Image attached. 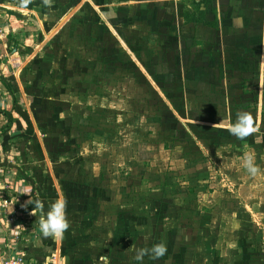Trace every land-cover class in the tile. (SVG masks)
<instances>
[{"label":"crops","instance_id":"crops-1","mask_svg":"<svg viewBox=\"0 0 264 264\" xmlns=\"http://www.w3.org/2000/svg\"><path fill=\"white\" fill-rule=\"evenodd\" d=\"M78 1L79 6L81 3L85 4L87 0ZM142 1L171 4L169 0ZM171 1L177 6L181 0ZM59 2L66 3V0H47V3L45 0H0V19L2 26L6 27L0 34V87L1 80L9 82L13 80L12 89L17 91L16 97L12 92L9 94L4 86L3 91L0 89V175H3L0 177V258L23 255L24 264H140L135 260L137 248H151L154 244L164 243L168 249L166 255L159 260H153L146 255L143 264H264V184H262L264 159L262 154L255 153L254 162H258V158H262V162L258 163V174L250 175L243 167L242 157L245 153L251 152L244 153L240 150L249 136L238 141L230 134L229 129L235 123L231 117V102L236 97L232 95L229 87L235 79H232L230 74V68L233 66L228 60L224 61L226 65L224 64L220 69H214L216 70L214 75H210L207 69L208 76L202 79L194 76L189 79L188 72L183 70L185 68L183 62L178 61L177 57L176 64L175 60L169 59L170 62H166L164 67H180V72L175 69L170 70L179 74L180 77L170 72L160 73L164 76L168 75V82L172 81L171 83L177 85L176 87L187 82L192 84V87L189 90L185 89L184 93L181 90L177 91L183 94L184 98L186 91L187 98L188 95L192 98V94L195 93V96L208 94L210 100L226 101V105L214 106L215 111L212 116L219 120V124L213 123L210 127L217 136L218 133H223V140L220 141L226 142L228 146L236 144L239 148L238 151L235 150L237 156L233 157V163L223 174V180L226 182L220 193L222 202L215 201L213 198L209 205L212 209L208 210V216L200 223L198 219H183L181 212L188 210L178 204L159 203L154 208L149 205L150 208H143V211L135 216L134 211L129 210V205H134L132 202L134 199H127L128 196H126V200H122V196L119 197L116 192L119 189L114 187L113 183L104 182L109 177L104 179L95 174H88L89 179L100 180L99 183L90 184L85 181L88 179L87 175L66 173L64 157L57 161L53 159L51 162L45 161L47 164L49 162L55 164L56 176L64 177V182L62 180L61 186L58 183L59 187L56 189L53 176L52 179L44 181L43 177L49 168L48 171L45 169L42 171L43 168L40 170L38 166L34 167L35 159L30 166L25 156L21 157L20 152L15 153L19 145H22L24 149L27 145L36 147L34 132H47L53 142L57 137H62L64 143L66 141L65 130L60 129L62 127L58 126L56 117L46 114L44 109H41V104H38L46 94L48 99L62 100L64 107L66 104L64 93L62 96H57L59 99L52 98L49 95L50 90L43 89V85L36 80L38 73L50 75L49 71L52 68L49 62L56 58L55 53L60 49L62 54H58L55 65L57 69L65 70L66 22L62 24V21L66 17L64 18V15L60 18L61 11L55 6V4L59 5ZM100 2L107 3L106 0L105 2L100 0ZM209 2L212 4H208V10L212 6L213 12L217 11L210 13V17L207 14L208 17L206 15L203 19L209 22L218 18L219 28L211 29V31L214 35L217 34L219 40L217 44H212V47L219 50L222 58L226 59L225 51H228L232 45L238 47L241 55L244 54L247 58L254 53H259L258 55L262 57L264 55V0H238L237 7L234 5V0ZM238 7L242 14L238 13ZM96 8L100 7L96 5ZM231 8H234L233 13ZM162 10L158 9V11ZM173 12L175 11L157 13L159 35L168 32L169 27L176 31V26L178 32H182L181 27H184L182 12L176 15L179 20L176 21V26H169L168 17H172ZM97 14L99 18L95 19L102 22V14L100 12ZM118 20L117 16L108 20L112 34L116 32L113 27L117 25ZM231 20L236 22L232 28ZM56 23L58 27L52 29L51 25ZM175 31L172 32L176 34ZM59 35H64L60 37L61 40L57 39ZM52 36L55 37L51 38ZM55 41L59 42V45L56 46L54 43V47L51 48L47 45ZM176 47L173 50L180 52V59L188 55L186 51H184L186 54L182 55V43ZM233 49L232 52L237 51ZM115 57L114 55L110 57L111 63ZM258 63L260 70L258 68L255 77L252 78L251 72L245 70L244 76H241L239 80L236 78V82H241L242 79L245 84H254V90H250L247 94L240 92L238 108L236 106L234 108L237 115L246 112L255 117L253 120L255 132H261L263 135L259 141L253 139L249 140V143H253L255 148L260 144L263 147L260 151L264 153V70L262 69L264 61L261 59ZM192 72L194 71L191 70V74ZM247 79L249 81H246ZM62 82L66 84V75L62 77ZM202 88L209 90V93L204 91L200 94L199 89L201 91ZM31 100H34L36 106L30 104L29 108L27 104ZM243 104L245 107L242 106ZM208 114L209 111H206L204 115ZM255 136L258 137V134ZM214 138L216 139L213 141L216 142L220 137ZM44 140L37 141L43 148L48 147ZM10 142H13L11 152L17 155L13 160L16 164L25 163L24 172L20 173L18 169H12L10 174H4L2 171V166L7 164L2 153L10 148ZM13 144L18 148L15 149ZM253 150L257 152L256 149ZM42 161H39L41 166ZM39 162L37 161L38 164ZM61 164L64 167H60ZM5 185L8 189H5ZM127 191L129 192L128 187ZM214 193L216 190L212 194ZM30 197L32 200L41 201L42 206L35 208L30 202L27 203ZM4 198H9L10 204L3 205ZM57 201H66V216L70 227L62 238L44 237L39 230L38 220L46 215L51 205ZM124 201L131 203H126L124 206ZM121 211L131 212L132 215L123 217L119 214ZM227 213L228 218H225ZM233 214L236 218L230 221L229 216ZM177 218V224L170 222L171 219ZM230 237L236 239L235 249L227 246L226 241ZM204 249L208 250L207 257H200Z\"/></svg>","mask_w":264,"mask_h":264},{"label":"rangeland","instance_id":"rangeland-1","mask_svg":"<svg viewBox=\"0 0 264 264\" xmlns=\"http://www.w3.org/2000/svg\"><path fill=\"white\" fill-rule=\"evenodd\" d=\"M169 1L171 4L142 0H106L107 3L87 0L85 4L81 3L78 6V0H66V3L55 4L61 11L60 18L64 15V18L66 17L62 21V24L66 22V66L65 70L57 69L56 58L62 52L56 48L59 42H50L47 45L51 48L56 43L57 50L56 58L49 60V66L52 68L49 71L51 77L45 73H38L36 80L43 85V89L50 90L49 95L52 98L62 96L64 93L66 100L64 107L62 100L57 101L50 97L48 99L46 94L38 104H41L40 107L46 114L56 117L58 126L62 127L60 129L65 130L66 141L64 143L62 137H57L53 142L47 132L41 131L34 132L37 148L27 145L24 149L19 145L17 149L15 144L13 146L17 149L15 153L20 152L21 157L25 156L30 166L35 159L34 167L38 166L40 170L43 168L42 171L44 169L48 171L49 168L43 178L45 181L52 179L53 176L56 189L59 187L58 183L62 185L64 177L56 176L55 164L50 162L51 159L57 161L64 157L66 173L87 175L88 179L85 181L90 184L99 183L100 180L89 179L88 174H95L104 179L109 177L104 182L113 183V186L119 189L116 192L119 197L122 196V200H126V196L127 199H134L132 201L134 205L130 204L129 210L132 209L135 216L142 212L143 208H150L149 205L154 208L159 203L178 204L188 210L181 212L183 219H198L200 223L208 216V210L212 209L209 205L213 198L222 202L220 193L226 182L223 180V174L233 163V157L237 156L235 150L238 151L239 148L236 144L228 146L226 142L220 141L223 140V133H218L217 136L210 127L213 123L219 124V120L212 116L215 107L226 105V101L210 100L208 94L195 96L193 93L192 98L190 95L187 98L186 91L184 98L183 94L177 91L181 90L184 93L192 84L187 82L176 87L172 81L168 82V75L160 73L170 72L180 77L179 74L170 71L175 69L180 72V67H164L166 62H170L169 59L175 60V64L178 59L183 62L185 67L183 70L188 72L189 79L191 76L202 79L208 76L207 69L210 75H214L216 73L214 69H220L226 65L224 61L228 60L233 66L230 68V74L232 79H235L229 86L232 95L236 97L231 102V117L234 122L238 116L234 106L238 108L239 93L247 94L254 90V84H245L242 79L241 82H236V78L239 80L244 76L245 70L251 72L252 78L255 77L259 68L258 62L261 59L264 61V55L261 57L259 53H254L247 58L244 54L241 55L238 47L226 43L230 46L228 48L230 51H225L226 59L222 58L219 50L212 47V44H217L219 40L217 34L214 35L211 31L219 28L218 18L209 22L203 19L207 14L210 17V13L217 11L213 12L212 6H209L208 10L207 6L211 2L181 0L176 6L173 1ZM237 1L234 0L236 7ZM96 5L100 8L97 9ZM231 9L233 13L234 8ZM237 9L238 13L242 14L240 8ZM169 11H175L171 14L172 17H168L169 26H176V21H179L176 15L182 12L184 23V27H181L182 32L179 33L176 26V31L169 27L168 32L159 35L157 13ZM99 12L103 16L102 22L95 19L99 18L97 14ZM115 16L119 20L113 27L116 32L112 34L108 20ZM68 22L70 24H67ZM58 23L51 25L52 29L58 27ZM235 25V20H231L230 27ZM4 27L0 19V34L6 28ZM73 29L75 31H72ZM62 36L64 35H59L57 39L61 40ZM53 37L55 36L51 38ZM180 43L183 44L182 55L186 52L188 54L181 59L180 52L173 50ZM232 47L237 51L232 52L234 50ZM112 55L116 56L113 63L109 60ZM191 70L194 71L192 74ZM65 75L64 85L62 77ZM12 81L1 80L0 89L3 91L5 88L9 94L12 92L17 97V91L12 89ZM199 92L209 93V90L202 88ZM30 104L36 106L34 100L28 102L27 107L30 108ZM242 106L245 107L244 104ZM206 111H209L208 115H204ZM251 117L252 120L255 119ZM220 123L223 124L222 120ZM71 130L74 131L70 132ZM262 135L261 132L253 131L249 137L247 136L248 144L245 140L241 146V152L262 154L264 159V153L260 151L263 147L259 144L257 149L253 143H249V140L253 139L259 141ZM214 137L220 138L215 142ZM40 139L41 141L45 139L48 147L45 145L43 148L37 142ZM12 143L10 142V148L2 153L3 158L7 160V164L2 166L4 174H10L12 169L24 172L25 163L16 164L13 160L17 155L11 152ZM37 161H42V166ZM45 161H50V164ZM259 162H262V158L255 162L257 166ZM5 189H8L6 185ZM215 190L216 193L212 194ZM2 200L3 205L11 202L9 198ZM126 203L131 202L124 201L123 205ZM119 214L123 217L132 215L131 212L123 211ZM225 218H228V213ZM235 218V214L229 216L230 221H234ZM176 220L178 218L171 219L170 222L177 224ZM226 242L229 248L232 247L230 249H235L236 239L230 237ZM207 254V249H204L201 255L199 253L200 257H207Z\"/></svg>","mask_w":264,"mask_h":264},{"label":"clouds","instance_id":"clouds-1","mask_svg":"<svg viewBox=\"0 0 264 264\" xmlns=\"http://www.w3.org/2000/svg\"><path fill=\"white\" fill-rule=\"evenodd\" d=\"M45 3H47V0H45ZM229 131L230 134L237 139H243L252 134L255 129L253 127L251 115L246 112L240 113L235 123L231 125ZM242 164L250 175L255 176L258 174L259 168L254 162L253 154L245 153L242 157ZM29 202L34 205L35 208H40L42 206L41 201L32 200L31 197L27 203ZM38 227L44 237H52L54 239L62 238L70 227L66 216V201H57L53 203L46 215L39 218ZM167 251V246L164 243L154 244L151 248L139 247L136 250L135 260L143 264V259L146 255L153 260H159L166 255ZM16 264H21V262L17 261Z\"/></svg>","mask_w":264,"mask_h":264},{"label":"built area","instance_id":"built-area-1","mask_svg":"<svg viewBox=\"0 0 264 264\" xmlns=\"http://www.w3.org/2000/svg\"><path fill=\"white\" fill-rule=\"evenodd\" d=\"M24 256L23 255H16L15 257H8V258H0V264H16L17 261H20L21 264H24Z\"/></svg>","mask_w":264,"mask_h":264},{"label":"trees","instance_id":"trees-1","mask_svg":"<svg viewBox=\"0 0 264 264\" xmlns=\"http://www.w3.org/2000/svg\"><path fill=\"white\" fill-rule=\"evenodd\" d=\"M209 1H211V0H206V2H209Z\"/></svg>","mask_w":264,"mask_h":264}]
</instances>
